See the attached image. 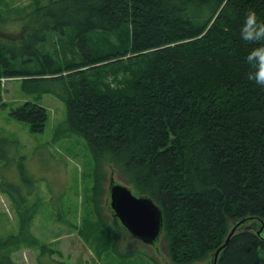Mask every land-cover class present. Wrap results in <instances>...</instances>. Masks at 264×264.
I'll list each match as a JSON object with an SVG mask.
<instances>
[{
	"label": "trees",
	"instance_id": "1",
	"mask_svg": "<svg viewBox=\"0 0 264 264\" xmlns=\"http://www.w3.org/2000/svg\"><path fill=\"white\" fill-rule=\"evenodd\" d=\"M249 9L264 23V0H32L25 13L6 8L0 28L20 30L0 35V107L4 82L20 81L30 99L8 115L41 133L47 113L34 101L61 100L69 130L92 154L94 205L107 165L160 207L171 264L205 260L229 222L242 220L216 264H259L264 87L247 78L245 58L261 43L239 35ZM37 180L23 165L0 166V193L26 232ZM0 264L12 262L1 256Z\"/></svg>",
	"mask_w": 264,
	"mask_h": 264
},
{
	"label": "rangeland",
	"instance_id": "2",
	"mask_svg": "<svg viewBox=\"0 0 264 264\" xmlns=\"http://www.w3.org/2000/svg\"><path fill=\"white\" fill-rule=\"evenodd\" d=\"M31 1L0 0V11L13 8L25 13ZM3 27L2 36H12L20 30ZM29 99L20 81L4 82L6 107H0V138L6 140L1 147L6 155L0 166L7 169L23 165L38 180L26 201L27 205H37L27 232L21 229L12 202L0 193V244H4L0 257H8L12 264H171L164 233L153 248L130 237L113 221L107 210L108 177L112 173L113 181L124 183L107 165L102 170L103 193L94 205L92 154L85 139L69 130L61 100L44 94L34 101L47 113L41 133H31L28 124L9 117L11 108ZM128 252L135 254L126 255ZM259 264H264V249L259 251Z\"/></svg>",
	"mask_w": 264,
	"mask_h": 264
},
{
	"label": "water",
	"instance_id": "3",
	"mask_svg": "<svg viewBox=\"0 0 264 264\" xmlns=\"http://www.w3.org/2000/svg\"><path fill=\"white\" fill-rule=\"evenodd\" d=\"M108 193L109 208L123 229L143 244L155 246L163 227L162 212L159 206L147 196H137L126 186L113 181L109 183ZM240 222L232 227L224 243L214 251L208 264H216L220 251L225 247ZM259 234L260 230L257 232V235Z\"/></svg>",
	"mask_w": 264,
	"mask_h": 264
},
{
	"label": "clouds",
	"instance_id": "4",
	"mask_svg": "<svg viewBox=\"0 0 264 264\" xmlns=\"http://www.w3.org/2000/svg\"><path fill=\"white\" fill-rule=\"evenodd\" d=\"M239 35L245 41L261 42L248 51L245 59L250 68L247 78L264 87V23L257 21L254 10L249 9L244 15Z\"/></svg>",
	"mask_w": 264,
	"mask_h": 264
}]
</instances>
